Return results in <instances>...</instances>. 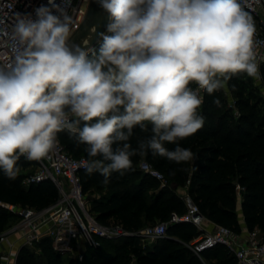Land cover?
<instances>
[{"label":"clouds","instance_id":"9594fccd","mask_svg":"<svg viewBox=\"0 0 264 264\" xmlns=\"http://www.w3.org/2000/svg\"><path fill=\"white\" fill-rule=\"evenodd\" d=\"M49 3L35 17L17 14L14 56L0 62V172L8 179L21 157L46 158L64 131L87 146L86 172L104 184L130 170L134 155L192 161L179 141L204 126L201 91L212 95L239 74L261 79L255 23L239 0H97L109 23L91 57L70 39L72 17ZM137 127L150 134L133 148Z\"/></svg>","mask_w":264,"mask_h":264},{"label":"trees","instance_id":"16d2710c","mask_svg":"<svg viewBox=\"0 0 264 264\" xmlns=\"http://www.w3.org/2000/svg\"><path fill=\"white\" fill-rule=\"evenodd\" d=\"M100 43L90 52H98ZM264 86V63L260 65ZM244 74L233 76L227 90L234 102L229 105L223 91L212 95L204 92L203 104L198 110L204 117V126L196 134L179 141L181 147L190 149L194 159L176 163L166 158L134 155L132 168L123 175L113 173L108 184L98 172L80 173L82 190L87 193L90 211L102 224L117 223L129 231H137L157 221H169L182 215L186 206L176 193L178 186H186L187 193L200 213L217 225L240 231L237 202L248 229L258 227L264 233V101L260 94L246 89ZM220 100V106L214 100ZM149 125V129H150ZM138 127L130 140L132 147L148 136ZM67 153L74 157H87L86 145L77 142L67 131L57 135ZM169 150L174 144L165 145ZM145 160L160 170L166 184L139 168ZM34 161L21 157L20 172L15 179L0 172V200L21 207L42 209L55 202L58 191L55 184L45 179L29 185L23 184L32 171ZM187 180L189 182L187 183ZM175 183L177 187L172 188ZM242 190L240 195L236 185ZM16 221V215L0 206V232ZM201 231L190 222H172L167 236L141 246L135 235L103 239L96 248H87L82 260L70 259L67 264H234V255L222 244L205 248L201 260L188 246ZM35 249L21 246L15 264H63L62 255L52 248L49 238L34 242ZM38 252V255H35ZM102 257V261L96 258ZM44 262V263H43ZM1 263V262H0Z\"/></svg>","mask_w":264,"mask_h":264},{"label":"built area","instance_id":"2783aa9c","mask_svg":"<svg viewBox=\"0 0 264 264\" xmlns=\"http://www.w3.org/2000/svg\"><path fill=\"white\" fill-rule=\"evenodd\" d=\"M239 2L254 20L258 52L264 56V0ZM53 3L64 8L72 17L73 33L85 15L89 0H53ZM40 6L51 8L52 4L49 0H0V62L9 61L14 56L11 34L17 14L31 13L35 17L34 10ZM263 63L264 60H261L259 66ZM190 87L195 89L197 86L193 83ZM200 94L203 97L204 91ZM87 160L84 156L74 157L67 153L57 137L54 149L46 158L34 161L32 171L22 181L24 185H29L51 180L58 191L55 202L35 209L0 200V206L18 218L0 232V262L11 264L16 258L17 247L29 246L44 237L50 239L52 248L60 254H74L76 259L82 260L85 250L98 247L103 239L135 235L142 240L154 241L167 236V227L172 222H190L201 232L187 246L201 260L200 252L203 249L222 244L234 255V264H264V233L258 227H246L244 233H239L215 224L214 229L206 231L203 225L209 220L200 213L188 193L181 196L186 206L185 212L180 216L174 214L169 221L149 224L137 231H129L117 223H100L88 209L81 186L80 173L85 169ZM139 168L161 185L166 184L164 174L147 161L142 160ZM236 189L240 195L242 187L237 184Z\"/></svg>","mask_w":264,"mask_h":264},{"label":"water","instance_id":"95a60500","mask_svg":"<svg viewBox=\"0 0 264 264\" xmlns=\"http://www.w3.org/2000/svg\"><path fill=\"white\" fill-rule=\"evenodd\" d=\"M108 23L109 14L99 6L97 0H89L85 15L70 39L88 53L102 42L99 34L106 31ZM176 187L173 183L172 188Z\"/></svg>","mask_w":264,"mask_h":264},{"label":"rangeland","instance_id":"374dc122","mask_svg":"<svg viewBox=\"0 0 264 264\" xmlns=\"http://www.w3.org/2000/svg\"><path fill=\"white\" fill-rule=\"evenodd\" d=\"M259 72H260V76H261V79H259V80H255L253 78L248 77L246 74H244V76H243L244 77L243 78L244 85L243 86H245L246 89H251L255 93L260 94L262 96V98H263V101H264V86H263V79H262L263 73H262V70H260V69H259ZM221 91H223L224 95L227 97V102L229 103V105L234 102V98H233L232 94L226 88L222 89ZM85 201H86V205L90 208V203H89V200L87 199V193H85ZM17 219L18 218L16 216V221H17ZM16 221L14 220L13 222L15 223ZM14 223H12V224H14ZM11 225H9V226H11ZM141 241L150 242L152 240L144 239V240H141ZM144 242H141V243H144ZM27 247H29L31 249H35L34 243L30 244ZM35 255H38V252H35ZM61 255H62V259H63V264H67L70 259H75V257L73 256L74 254L65 253V254H61ZM96 259H97V261H100V262L102 261V257H98ZM13 263H15V261Z\"/></svg>","mask_w":264,"mask_h":264},{"label":"crops","instance_id":"0c3cea01","mask_svg":"<svg viewBox=\"0 0 264 264\" xmlns=\"http://www.w3.org/2000/svg\"><path fill=\"white\" fill-rule=\"evenodd\" d=\"M176 193L181 197V196H184L185 194H187V187L186 186H178L176 188ZM88 207V206H87ZM88 209L90 210V208L88 207ZM237 212H238V222H239V225H240V231L239 233H244L245 230H246V225H245V222H244V218H243V214H242V211H241V208H240V197H239V200L237 202ZM204 229L206 231H210L212 229H214L215 227V223H213L212 221H208L206 223H204ZM142 239L139 240L140 244L142 247L146 246V245H149L152 241L150 242H144V241H141ZM141 242H144V243H141ZM20 248L17 247V250ZM15 260L12 261V264H15L13 263ZM0 264H4V263H0Z\"/></svg>","mask_w":264,"mask_h":264}]
</instances>
